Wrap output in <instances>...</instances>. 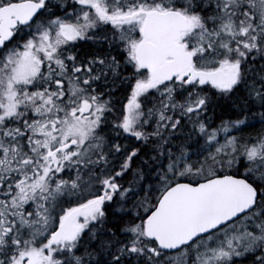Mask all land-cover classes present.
Listing matches in <instances>:
<instances>
[{
    "label": "snow or ice",
    "instance_id": "1",
    "mask_svg": "<svg viewBox=\"0 0 264 264\" xmlns=\"http://www.w3.org/2000/svg\"><path fill=\"white\" fill-rule=\"evenodd\" d=\"M0 264H264V0H0Z\"/></svg>",
    "mask_w": 264,
    "mask_h": 264
}]
</instances>
